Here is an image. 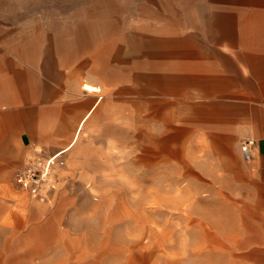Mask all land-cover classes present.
I'll return each instance as SVG.
<instances>
[{
    "label": "rangeland",
    "instance_id": "1",
    "mask_svg": "<svg viewBox=\"0 0 264 264\" xmlns=\"http://www.w3.org/2000/svg\"><path fill=\"white\" fill-rule=\"evenodd\" d=\"M201 3L0 0L3 34L58 45L61 85L102 99L57 153L50 201L0 158V264H264V191H245L242 141L215 150L212 119L180 94L195 88L181 59L208 45Z\"/></svg>",
    "mask_w": 264,
    "mask_h": 264
},
{
    "label": "crops",
    "instance_id": "2",
    "mask_svg": "<svg viewBox=\"0 0 264 264\" xmlns=\"http://www.w3.org/2000/svg\"><path fill=\"white\" fill-rule=\"evenodd\" d=\"M201 2L197 10L210 30L203 34L208 45L197 47L194 57L181 59L180 73L187 72L181 77L195 83L194 89L180 90L186 95L181 98L201 103L198 117L212 119L215 150H225V142L228 148L233 141L256 142L251 161L244 160L240 145L238 151L245 191L263 192L264 0ZM21 35L6 36L0 29V158L22 165L13 180L31 159L46 160L66 149L102 100L93 103L95 96L84 91L80 96L77 87L69 92L61 85L58 45L44 49L42 41H36L30 52L22 48L27 37ZM10 133H15L16 156L10 153Z\"/></svg>",
    "mask_w": 264,
    "mask_h": 264
},
{
    "label": "built area",
    "instance_id": "3",
    "mask_svg": "<svg viewBox=\"0 0 264 264\" xmlns=\"http://www.w3.org/2000/svg\"><path fill=\"white\" fill-rule=\"evenodd\" d=\"M255 146L256 142L253 139H247L240 144L241 153L245 161L249 162L253 159ZM54 163L53 157L48 160L29 161L16 174V184L29 195L48 200L49 195L55 191V185L51 175V169Z\"/></svg>",
    "mask_w": 264,
    "mask_h": 264
},
{
    "label": "bare ground",
    "instance_id": "4",
    "mask_svg": "<svg viewBox=\"0 0 264 264\" xmlns=\"http://www.w3.org/2000/svg\"><path fill=\"white\" fill-rule=\"evenodd\" d=\"M83 91L86 94H95V93H100V89H98L97 87H93L89 84H84L83 85ZM84 122V121H83ZM59 155L56 154L55 156H53V159L55 160Z\"/></svg>",
    "mask_w": 264,
    "mask_h": 264
}]
</instances>
